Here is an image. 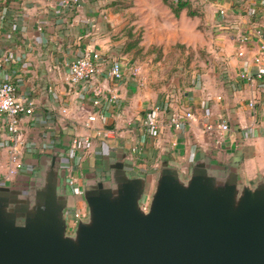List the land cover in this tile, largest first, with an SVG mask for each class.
Wrapping results in <instances>:
<instances>
[{"label": "crops", "instance_id": "1", "mask_svg": "<svg viewBox=\"0 0 264 264\" xmlns=\"http://www.w3.org/2000/svg\"><path fill=\"white\" fill-rule=\"evenodd\" d=\"M59 1L10 0L0 8V49L13 56L4 73L34 106L20 124L27 141L24 171L33 174L42 155L56 147L70 152L80 136L75 173L105 175V154L127 152L129 171L147 177L146 194L163 158L184 175L203 155L225 168L237 163L250 180L264 175V80L240 75L256 66L258 55L264 67V0H189L179 15L164 0H128L119 8L110 0H81L60 14ZM242 33L249 35L244 55L238 53ZM86 47L119 59L124 70L120 81L99 75L104 94L98 105L91 100L92 83L69 80L70 62ZM170 95V108L160 110L159 128L150 132L144 119ZM174 106L194 113L179 129L169 122ZM99 111L105 117L89 122L88 115ZM221 122L229 128L222 130ZM8 142L1 128L0 181ZM135 145L140 151H132ZM73 194L75 205L68 209L88 207L84 196Z\"/></svg>", "mask_w": 264, "mask_h": 264}, {"label": "water", "instance_id": "2", "mask_svg": "<svg viewBox=\"0 0 264 264\" xmlns=\"http://www.w3.org/2000/svg\"><path fill=\"white\" fill-rule=\"evenodd\" d=\"M65 154L0 183V264H264V175L207 155L184 175L163 158L145 206L146 175L129 171L127 152L105 154V175L84 176L88 214L69 230Z\"/></svg>", "mask_w": 264, "mask_h": 264}, {"label": "built area", "instance_id": "3", "mask_svg": "<svg viewBox=\"0 0 264 264\" xmlns=\"http://www.w3.org/2000/svg\"><path fill=\"white\" fill-rule=\"evenodd\" d=\"M81 0H60L58 3L57 12L62 13L67 7L80 4ZM219 12L225 14L226 10L220 8ZM249 39V35L242 33L238 37L240 55H244V46ZM13 59L10 52H4L0 49V114L4 116V121L0 124V129L3 128L8 136V160L6 171L1 175L0 183L7 184L8 180L26 170L24 161V151L27 144L26 138L20 131L21 119L24 115H30L34 112L33 102L27 99H21L17 95L16 84L4 73V66ZM108 61H110L108 63ZM256 66L249 70H244L240 75L247 79L264 80V67L262 66V57L260 55L254 58ZM69 70V80L72 84H77L81 81H87L93 84L91 100L98 105L102 101L104 94V86L97 84L96 81L100 74L105 73L106 77L115 81H120L124 77L122 63L117 58L111 60L104 53L96 48H84L71 62ZM138 67H134V72L137 73ZM116 97V96H113ZM172 96H169L166 104L163 107L157 105L153 107V111L144 119V125L153 132L159 128L158 114L161 109L170 108ZM251 105L254 101L250 102ZM104 112H95L88 115V121H94L98 118H104ZM194 117V113L190 110L183 109L179 106H174L169 113V122L174 128H182L186 123ZM219 127L222 130L229 128L227 122H221ZM207 129H213L211 123L206 125ZM88 141V139H85ZM70 152L62 157V165L66 168V181L72 188L75 194L84 196V177L82 174L74 172L73 159L76 157V152L83 145V140L80 136H74L71 144ZM133 152L140 151V147L135 145L132 147ZM148 194L143 198L144 205H147ZM88 207H75L66 211L68 220V229L73 230L77 222L86 217Z\"/></svg>", "mask_w": 264, "mask_h": 264}, {"label": "trees", "instance_id": "4", "mask_svg": "<svg viewBox=\"0 0 264 264\" xmlns=\"http://www.w3.org/2000/svg\"><path fill=\"white\" fill-rule=\"evenodd\" d=\"M10 0H0V8L8 4ZM167 4L170 5L172 10L176 15H179L181 10L185 7H190V1L189 0H164ZM189 14L193 15L195 14L194 10L189 9Z\"/></svg>", "mask_w": 264, "mask_h": 264}, {"label": "rangeland", "instance_id": "5", "mask_svg": "<svg viewBox=\"0 0 264 264\" xmlns=\"http://www.w3.org/2000/svg\"><path fill=\"white\" fill-rule=\"evenodd\" d=\"M108 2H111V4H114L116 8L122 7L128 0H110ZM210 34H207L206 37H208ZM192 37H197V36H192ZM84 177V174H82Z\"/></svg>", "mask_w": 264, "mask_h": 264}]
</instances>
